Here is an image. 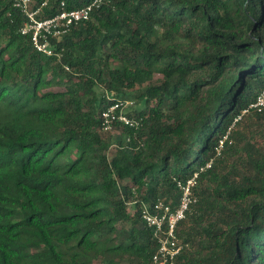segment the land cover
Here are the masks:
<instances>
[{
	"label": "trees",
	"instance_id": "16d2710c",
	"mask_svg": "<svg viewBox=\"0 0 264 264\" xmlns=\"http://www.w3.org/2000/svg\"><path fill=\"white\" fill-rule=\"evenodd\" d=\"M14 2L0 0V264H150L141 206L176 204L195 173L175 264H264V110L243 114L264 91V0H102L51 40L60 59L21 34ZM115 100L138 130L106 136Z\"/></svg>",
	"mask_w": 264,
	"mask_h": 264
},
{
	"label": "built area",
	"instance_id": "2783aa9c",
	"mask_svg": "<svg viewBox=\"0 0 264 264\" xmlns=\"http://www.w3.org/2000/svg\"><path fill=\"white\" fill-rule=\"evenodd\" d=\"M49 0L42 1L38 6L35 0H15L14 6L26 18L21 28V34L29 36L34 49L48 57L61 58V53H56L51 40L60 41L73 27L88 21L102 0H92L88 5L67 10L64 2L61 3V11L53 17L39 19L38 15L48 5ZM65 70L70 67L64 65ZM131 101L115 100L101 115L102 130L105 133L115 132V126H127L138 130L142 126V119L129 117L125 109L131 106ZM250 110L262 112L264 110V91H262L249 107L243 111L247 114ZM241 117H238L240 119ZM236 119V120H238ZM130 138H126L129 141ZM223 142H221V147ZM209 163L207 167H210ZM198 173L186 181H177L179 198L175 204L173 200L158 198L152 204H142L141 218L144 223L153 230L154 239L157 242V250L152 256L150 264H175L176 258L188 247V244L178 236L179 224L184 221L192 206L197 203L195 193Z\"/></svg>",
	"mask_w": 264,
	"mask_h": 264
},
{
	"label": "rangeland",
	"instance_id": "374dc122",
	"mask_svg": "<svg viewBox=\"0 0 264 264\" xmlns=\"http://www.w3.org/2000/svg\"><path fill=\"white\" fill-rule=\"evenodd\" d=\"M158 77H159V76H158ZM116 134H118V132H116ZM110 135H111V134H109V133H106V136H108V137H109Z\"/></svg>",
	"mask_w": 264,
	"mask_h": 264
}]
</instances>
